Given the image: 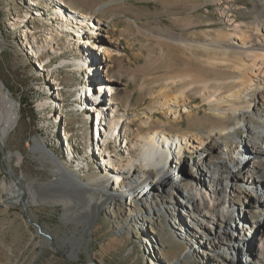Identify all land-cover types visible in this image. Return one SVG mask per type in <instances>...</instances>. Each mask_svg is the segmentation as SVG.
<instances>
[{"label":"rangeland","instance_id":"obj_1","mask_svg":"<svg viewBox=\"0 0 264 264\" xmlns=\"http://www.w3.org/2000/svg\"><path fill=\"white\" fill-rule=\"evenodd\" d=\"M38 1L37 5H31L27 0H0V80L18 105L14 128L3 142L0 140V264H199L197 257L182 259L187 243L182 235L172 232L167 222L168 226L161 228L142 219L141 226L138 222H127L123 219L127 205H118L115 200L104 201L92 215L86 211L88 203L81 194H76L68 203L67 212L60 202L49 203L44 198L31 204L27 193L23 201L26 205L14 201L15 178L19 179L21 187L30 184L40 197L64 199L58 196V185L49 182L54 178L52 162L32 150L34 137L41 138L66 168L72 169L83 181L88 176L95 178L102 170L91 147L96 138L92 126L97 110H92L89 103L93 102L86 98L94 73L87 74L82 65L78 68L73 62L74 59L80 63L87 61L80 46L89 35L82 36V41L76 45L60 42V52H51L50 59L44 55L45 72L38 71L28 45L35 49L44 44L51 33L67 31L73 35L76 29L54 14V0ZM66 1L72 9L88 10L98 18L99 27L108 28L105 33L122 53L111 57L107 78L118 80L115 82L118 91L114 95L119 103L116 108L125 111L131 119L127 127L129 136L136 128L142 134L160 130L162 123L169 129V136H173L196 127L205 128L201 123L217 121L209 112L208 103L194 91L187 93L190 111L181 112L176 122H171V118L161 112L159 102L165 79L184 68L193 77L201 74L215 78L226 74L221 67L212 68L206 63L207 56L217 49L214 46L227 43V38L219 37L218 33L226 34L232 29L221 13L226 3L217 4L212 0ZM258 4L259 0H231L230 18L251 25L255 18L253 8ZM65 13L84 20L77 13ZM253 40L257 41L255 37ZM65 59L66 66L55 68V64ZM101 68L98 66V70ZM103 75L99 77V81L105 82L100 95L106 88H112ZM178 87V84L171 85L173 92ZM97 95L99 93L94 96ZM144 115L152 120L144 123ZM232 133L237 139H244L241 126ZM118 146V142H112L110 149L115 152ZM251 150L241 144L235 155L248 156ZM188 158L187 154L181 158L184 164L178 168L184 174L189 170ZM134 209L137 206L132 208L135 213ZM149 226L158 233L149 235ZM151 240H155V244H151ZM252 251L239 247L233 254L238 252L236 255H240V263L244 264ZM149 253L157 263L151 261Z\"/></svg>","mask_w":264,"mask_h":264},{"label":"bare ground","instance_id":"obj_2","mask_svg":"<svg viewBox=\"0 0 264 264\" xmlns=\"http://www.w3.org/2000/svg\"><path fill=\"white\" fill-rule=\"evenodd\" d=\"M27 1L31 5L39 2ZM54 1V14L76 29H73V35L67 31L56 33L60 39L51 33L45 43L35 49L28 45L30 55L36 60L37 70L45 72L44 55L50 59L53 52H60V42L76 45L82 41V36L89 35L80 46L86 63L76 59L73 62L78 68L82 65L87 74L94 73L86 98L93 102L89 103L92 110H97L92 126L96 138L94 136L95 143L92 142L91 147L95 149L102 170L95 178L88 176L83 181L72 169L66 168L41 138L34 137L32 150L52 162L54 178L49 182L58 185V196L64 199L40 197L30 184L21 187L19 179L15 178L14 201H25L27 193L31 204L44 198L49 203L60 202L67 212L68 203L76 194H81L88 203L86 211L92 215L104 201L112 199L118 205H127L125 221L138 222L141 226L142 219L158 224L160 228L169 225L172 232L182 235L187 243L182 259L197 257L199 264H241L240 255H236L238 252L233 254L240 247L253 249L244 264H264V0L254 6L252 14L255 18L251 25L230 18L228 5L231 0H212L217 4L226 3L221 13L225 14L232 29L226 34L218 33L219 37L227 38V43L214 46L217 49L207 56L206 63L212 68L221 67L226 74L215 78L201 74L193 77L185 72V68L180 70L165 79V87L160 90L159 108L171 122H176L180 120L181 112L190 111L187 93L194 91L208 103V110L217 121L201 123L205 128L196 127L173 136H169L165 123L160 130L142 134L136 128L132 136L128 135L131 119L125 111L116 108L119 103L114 95L118 91L115 83L118 80L107 78L112 66L111 57L122 55L121 51L105 33L108 28L99 27V19L88 10L72 9L66 0ZM63 10L77 13L84 20ZM66 65L65 59L55 64V68ZM98 66L102 67L101 71ZM98 73L100 76L103 73L104 80L108 79L112 87L106 88L103 95L100 90L105 82L99 81ZM177 84L179 87L173 92L171 85ZM96 93L99 95L94 96ZM105 115L106 121L103 120ZM17 118V102L13 98L7 99L0 83L2 142L14 128ZM143 118L144 123L152 120L148 115ZM239 126L244 129L243 140L232 133ZM115 141L119 146L113 152L110 145ZM241 144L252 149L250 155H235ZM186 154L189 155V170L184 174L178 168L184 164L181 158ZM139 176L145 178L142 180ZM135 206L134 213L132 208ZM148 229L149 235L158 233L154 227ZM152 243L155 244V240H151ZM149 257L153 258L150 253ZM151 261L157 263L154 258Z\"/></svg>","mask_w":264,"mask_h":264},{"label":"water","instance_id":"obj_3","mask_svg":"<svg viewBox=\"0 0 264 264\" xmlns=\"http://www.w3.org/2000/svg\"><path fill=\"white\" fill-rule=\"evenodd\" d=\"M0 83L2 85V92L4 93V95L7 97V99H11L12 96L8 90V88L4 85V83L0 80ZM17 110H18V105H17Z\"/></svg>","mask_w":264,"mask_h":264}]
</instances>
